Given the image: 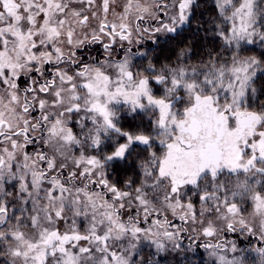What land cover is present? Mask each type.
<instances>
[{
  "label": "snow or ice",
  "instance_id": "snow-or-ice-1",
  "mask_svg": "<svg viewBox=\"0 0 264 264\" xmlns=\"http://www.w3.org/2000/svg\"><path fill=\"white\" fill-rule=\"evenodd\" d=\"M0 264H264V0H0Z\"/></svg>",
  "mask_w": 264,
  "mask_h": 264
},
{
  "label": "rangeland",
  "instance_id": "rangeland-1",
  "mask_svg": "<svg viewBox=\"0 0 264 264\" xmlns=\"http://www.w3.org/2000/svg\"><path fill=\"white\" fill-rule=\"evenodd\" d=\"M202 251V250H201Z\"/></svg>",
  "mask_w": 264,
  "mask_h": 264
}]
</instances>
